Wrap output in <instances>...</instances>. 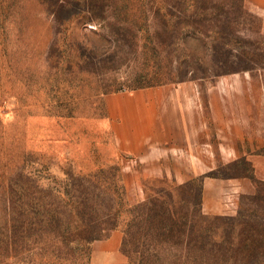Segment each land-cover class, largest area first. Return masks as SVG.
<instances>
[{"label": "rangeland", "instance_id": "obj_1", "mask_svg": "<svg viewBox=\"0 0 264 264\" xmlns=\"http://www.w3.org/2000/svg\"><path fill=\"white\" fill-rule=\"evenodd\" d=\"M14 1L0 4V234L20 186L51 203L99 169L124 179L131 205L184 185L192 208L206 178L244 185L217 214L204 212L202 191L203 212L264 224V16L245 0ZM155 88L181 98L174 114L199 150L120 154L106 98ZM163 168L195 176L181 184ZM122 241L120 229L93 241L90 263H126Z\"/></svg>", "mask_w": 264, "mask_h": 264}, {"label": "trees", "instance_id": "obj_2", "mask_svg": "<svg viewBox=\"0 0 264 264\" xmlns=\"http://www.w3.org/2000/svg\"><path fill=\"white\" fill-rule=\"evenodd\" d=\"M14 2L0 0L6 9ZM106 174L99 169L87 175L76 194L66 185L51 203L20 186L9 227L0 234V264H91L88 246L118 229L123 264H264V224L254 226L242 213L236 219L205 214L203 187L192 208L183 198L184 185L131 205L124 179ZM71 224L80 227L67 228Z\"/></svg>", "mask_w": 264, "mask_h": 264}, {"label": "crops", "instance_id": "obj_3", "mask_svg": "<svg viewBox=\"0 0 264 264\" xmlns=\"http://www.w3.org/2000/svg\"><path fill=\"white\" fill-rule=\"evenodd\" d=\"M245 2L250 9L264 16V0ZM168 94V89L155 88L106 98L108 121L120 154L132 155L140 162L154 161L174 156L178 152L189 154V146H199L198 133L189 130L188 118L174 114L183 112L181 98L178 100ZM218 104L215 99L213 108ZM199 149L200 146L197 147ZM258 161L264 164V160ZM160 173L175 178L181 184L195 176L192 174L184 178L167 168H163ZM260 177L264 181V176ZM244 191H247L244 185L206 178L203 181V210L208 214L223 212L233 198Z\"/></svg>", "mask_w": 264, "mask_h": 264}]
</instances>
